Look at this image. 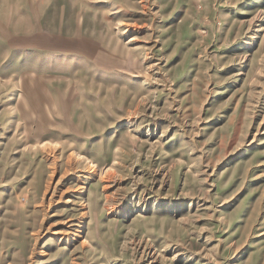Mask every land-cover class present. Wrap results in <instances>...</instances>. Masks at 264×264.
I'll return each instance as SVG.
<instances>
[{
  "label": "rangeland",
  "instance_id": "1",
  "mask_svg": "<svg viewBox=\"0 0 264 264\" xmlns=\"http://www.w3.org/2000/svg\"><path fill=\"white\" fill-rule=\"evenodd\" d=\"M0 264H264V0H0Z\"/></svg>",
  "mask_w": 264,
  "mask_h": 264
},
{
  "label": "bare ground",
  "instance_id": "2",
  "mask_svg": "<svg viewBox=\"0 0 264 264\" xmlns=\"http://www.w3.org/2000/svg\"><path fill=\"white\" fill-rule=\"evenodd\" d=\"M43 24V23H42ZM44 25V24H43Z\"/></svg>",
  "mask_w": 264,
  "mask_h": 264
}]
</instances>
